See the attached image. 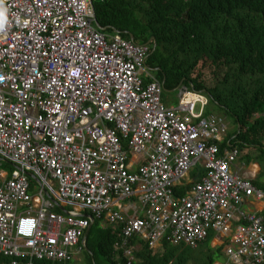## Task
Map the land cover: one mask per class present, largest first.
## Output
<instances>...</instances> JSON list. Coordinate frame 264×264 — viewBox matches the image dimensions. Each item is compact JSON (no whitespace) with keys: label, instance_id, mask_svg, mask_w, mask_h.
<instances>
[{"label":"built area","instance_id":"2783aa9c","mask_svg":"<svg viewBox=\"0 0 264 264\" xmlns=\"http://www.w3.org/2000/svg\"><path fill=\"white\" fill-rule=\"evenodd\" d=\"M105 1L0 0V256L79 262L105 217L118 264L136 261V237L198 249L211 231L231 237L227 264H264V220L241 207L264 193L235 168L239 149L221 150L226 120L187 88L165 106L146 67L151 45L97 26ZM131 155L146 157L137 166ZM202 162L205 175L176 199ZM137 196L142 214L125 217L119 200Z\"/></svg>","mask_w":264,"mask_h":264},{"label":"trees","instance_id":"16d2710c","mask_svg":"<svg viewBox=\"0 0 264 264\" xmlns=\"http://www.w3.org/2000/svg\"><path fill=\"white\" fill-rule=\"evenodd\" d=\"M95 13L108 33L140 45L152 42L146 66L165 82V92L187 87L233 119L235 130L222 151L236 147L248 165L264 162V0H106L95 3ZM212 113L208 108L207 115ZM191 188L177 186L175 194L184 197ZM63 209L68 210L58 206L56 212ZM102 222L96 219L91 228L84 264L119 263L118 232ZM211 239L212 232L198 249L175 246L168 238L161 250L140 241L133 264H215L222 249L213 250ZM13 261L0 256V263Z\"/></svg>","mask_w":264,"mask_h":264},{"label":"crops","instance_id":"0c3cea01","mask_svg":"<svg viewBox=\"0 0 264 264\" xmlns=\"http://www.w3.org/2000/svg\"><path fill=\"white\" fill-rule=\"evenodd\" d=\"M96 3H104V2H96ZM94 8H95V5H94ZM105 32L107 34H111V35L114 34V33H108L107 31H105ZM147 82L150 83V80H147ZM226 139L227 138H225V140ZM141 157L145 158L146 155L137 156V157L131 155V158L133 160L132 161L133 165L140 166V163H142L141 160H140ZM238 161H241V154H240V156L238 158ZM203 163L204 162H202V164H199V166L197 165V167H195V169L193 168L194 170H196L195 174H192L194 172V170L192 169L190 174L187 176L188 179H191V182L188 183V181L186 179L185 181H183L182 183L178 184L177 186H184V185L185 186H187V185H192L193 186L195 183L199 182L201 177H202L201 176V172H204L203 171V167H204ZM235 168H237L238 171L243 172V174L247 178H250L252 181H254L255 184H257L256 182H261V183L264 184V180H262L263 172H262V168H261L259 163L251 162L248 165L247 163L243 162L242 166H240L237 163L235 165ZM193 175H194V177H193ZM175 188H174V195H175L176 199L181 200L182 198L187 196L186 195L184 197H177L176 194H175ZM261 190L264 192V189H261ZM118 204L119 205H117V207L120 209V211L122 212V214L125 217H131V216L135 215L137 211H138L139 215L142 214V210H141L140 204L138 202V199H136V197L132 198V199H129V200H119ZM235 208L236 207H234V209ZM243 208L246 211H249L251 213H257L260 216H263V213H264V200H260L256 196H253V197H250V198H246L244 203H243ZM230 238L231 237H224L221 232L212 231V239L210 241V247L213 250L222 249V252H223V249H225V250L227 249V245L230 242ZM162 246H163V243L158 244V249L161 250ZM140 247H141V244L138 243L137 244V248L139 249ZM83 258H84V256H83ZM83 261H84V259H83ZM228 262H229V260L225 256L224 260H222V261L217 260L216 264H227ZM77 263L81 264L80 262H77Z\"/></svg>","mask_w":264,"mask_h":264},{"label":"rangeland","instance_id":"374dc122","mask_svg":"<svg viewBox=\"0 0 264 264\" xmlns=\"http://www.w3.org/2000/svg\"><path fill=\"white\" fill-rule=\"evenodd\" d=\"M209 71H206V75H209ZM162 99H163V103L165 106L169 107V108H175L178 106L179 104V100H180V91H171V92H165V90H163V95H162ZM210 111L213 112L214 114L216 115H221V117L224 115L223 112H220L216 107H211L210 108ZM223 120H226V122L228 123L229 125V129L227 131V134H226V138L229 139V136L234 132L235 130V124H234V121L232 118H229L227 117L226 115H224L223 117ZM225 118V119H224ZM254 162H259L260 163V166L262 168V172H263V176H262V180H264V162H261V161H257V160H253ZM243 162L247 163L246 161L243 160V158L241 157V161H238L236 162V164L238 163L240 166H242ZM248 164V163H247ZM195 169V168H194ZM193 169V170H194ZM196 173V170H194V172L192 174H195ZM194 177V175H193ZM188 183L191 182V179H188V177L186 178ZM140 204V203H139ZM140 207H141V204H140ZM141 210H142V207H141ZM105 225V224H104ZM207 248H202V250H206ZM82 255V254H81ZM86 256V255H85ZM84 256V258H85ZM225 253L221 251L220 253V257L218 260L222 261L224 260L225 258ZM83 259V256L81 257L80 261H82ZM193 261V260H192ZM72 264H78V263H72ZM81 264H84V261L81 263ZM189 264H195L194 261L193 262H190ZM216 264V263H215Z\"/></svg>","mask_w":264,"mask_h":264},{"label":"clouds","instance_id":"9594fccd","mask_svg":"<svg viewBox=\"0 0 264 264\" xmlns=\"http://www.w3.org/2000/svg\"><path fill=\"white\" fill-rule=\"evenodd\" d=\"M102 30V29H101ZM103 31V30H102ZM105 32V31H104ZM121 35V34H120ZM122 36V35H121ZM123 37V36H122ZM135 42V41H134ZM147 45H150V44H147ZM151 47H152V45H151ZM151 52V51H150ZM150 55V54H149ZM147 67V66H146ZM147 69H148V67H147ZM149 70V69H148ZM150 71V73L152 74V76L154 77V78H156L155 76H154V74H153V72L151 71V70H149ZM157 80H159L158 78H156ZM160 81V80H159ZM161 82V81H160ZM162 84H163V82H161ZM183 88H187V87H181L180 89H178L177 91H180L181 89H183ZM188 90H189V88H187ZM163 90H164V86H163ZM190 91V90H189ZM190 92H192V91H190ZM192 93H195V92H192ZM197 94H200V93H197ZM201 95H203V96H205L206 98H208L209 99V101H210V98L207 96V95H204V94H201ZM180 101V100H179ZM209 104H210V102H209ZM210 105H209V109H210ZM212 114H214V113H212ZM216 115V114H215ZM219 116H221V115H219ZM223 117V116H222ZM228 124V123H227ZM227 141V139L224 141V142H226ZM232 148H236V147H232ZM238 161V160H237ZM235 165H236V163H235ZM199 166V165H198ZM203 171H205V169H204V167H203ZM239 173L241 174V176H244V177H246L244 174H243V172H240L239 171ZM205 175V174H204ZM202 179V178H201ZM200 179V180H201ZM246 179H248V180H250L252 183H253V185L256 187V189L257 190H259L260 192H262V193H264L261 189H259L258 187H257V185L255 184V182L254 181H252L250 178H247L246 177ZM186 180V179H185ZM184 180V181H185ZM183 182V181H182ZM181 182V183H182ZM198 183V182H197ZM197 183H195L193 186H192V188L191 189H193V187L197 184ZM190 189V190H191ZM189 192V191H188ZM254 196H256L257 197V195H254ZM251 197H253V196H251ZM248 198H250V197H248ZM257 198H259V197H257ZM246 199V198H245ZM260 199V198H259ZM260 200H264V199H260ZM245 201V200H244ZM244 203V202H243ZM242 210L243 211H245V212H247V213H251V212H249V211H246L244 208H243V204H242ZM61 213V212H60ZM251 214H255V215H258V216H260L259 214H257V213H251ZM260 217H262L263 218V220H264V216H260ZM103 222H102V224L104 225V226H110V227H112L108 222H106V219H105V217H104V219L102 220ZM113 228V227H112ZM118 232V231H117ZM212 232V231H211ZM211 232H210V234H211ZM119 233V232H118ZM210 236V235H209ZM209 238V237H208ZM136 240H138L136 243H133V241H132V244L135 246V248H136V253L142 248V243L140 242V241H142V242H144L143 240H141L140 238H138V237H136L135 238ZM164 239H166V238H164ZM87 241V240H86ZM164 241V240H163ZM163 241H161L159 244H161V243H163ZM138 243H140L141 244V247L138 249L137 248V244ZM146 243V242H145ZM155 249H158V246H157V248H155ZM223 252H224V249H223ZM85 253V252H84ZM136 253H135V256H136ZM82 256H84V254L82 255ZM82 256H80V257H82ZM81 259V258H80ZM84 259V258H83ZM83 259H82V261H80L79 260V262L80 263H82L83 262ZM77 263V262H76Z\"/></svg>","mask_w":264,"mask_h":264},{"label":"water","instance_id":"95a60500","mask_svg":"<svg viewBox=\"0 0 264 264\" xmlns=\"http://www.w3.org/2000/svg\"><path fill=\"white\" fill-rule=\"evenodd\" d=\"M96 23H97V26H98L100 29H102L103 31H107L106 28H102L101 25L99 24L98 17H97V19H96ZM149 44L152 45V42H150ZM163 86H165V82H163ZM29 175H30V177H31L32 179H34V180H36V181H39L38 178H37L35 175H33V174H29ZM63 211L66 212V213L68 212L66 209H63ZM94 222H95V221L93 220L92 225L90 226V228H89V229L87 230V232H86V236H85V239H86V240H87V238H88V235H89V233H90V231H91V228H92ZM94 264H96V263H94Z\"/></svg>","mask_w":264,"mask_h":264},{"label":"bare ground","instance_id":"6f19581e","mask_svg":"<svg viewBox=\"0 0 264 264\" xmlns=\"http://www.w3.org/2000/svg\"><path fill=\"white\" fill-rule=\"evenodd\" d=\"M140 198L139 196L136 197V199ZM59 207H62L60 204H59ZM58 208V207H57ZM56 208V210H57ZM63 211V210H62ZM68 211V210H67ZM64 212V211H63ZM66 213V212H65ZM68 213V212H67Z\"/></svg>","mask_w":264,"mask_h":264},{"label":"flooded vegetation","instance_id":"af4514ba","mask_svg":"<svg viewBox=\"0 0 264 264\" xmlns=\"http://www.w3.org/2000/svg\"><path fill=\"white\" fill-rule=\"evenodd\" d=\"M123 258H124V257H123ZM123 258H122V259H123ZM122 259H121V263H122ZM124 259H126V258H124ZM126 261H127V259H126Z\"/></svg>","mask_w":264,"mask_h":264}]
</instances>
